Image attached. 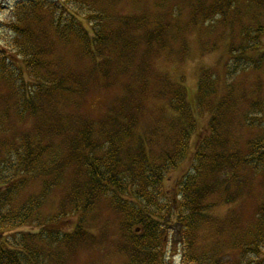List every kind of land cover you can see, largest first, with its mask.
Instances as JSON below:
<instances>
[{"label":"trees","instance_id":"16d2710c","mask_svg":"<svg viewBox=\"0 0 264 264\" xmlns=\"http://www.w3.org/2000/svg\"><path fill=\"white\" fill-rule=\"evenodd\" d=\"M14 1L10 19L1 22L0 27L1 33H5L0 39V86L10 89L11 99L15 103L14 111L20 120L28 114L38 118L42 101L54 108L60 107L63 105V97L71 102V97L82 95V87H86L84 81L76 86L74 82L69 85V77L55 78L43 63L42 57L46 50L42 44L46 34L43 29L45 26L53 30L62 41L76 40L84 56L93 62L92 71L107 78L113 75L114 69H119L118 73H126L125 77L131 69L145 70L142 65L144 62L138 59V52L143 49L145 51L142 52L151 54L156 50L151 44L154 42L156 47L161 46L157 42L161 39L163 44L164 34L174 25L164 22L160 12L158 16L156 14L157 20H153L146 12L148 16L143 14L134 19H118L119 24L114 28L115 19H111L92 0ZM250 1L246 8L247 14L244 13L248 22L242 32L244 44L234 50L232 68L238 72L256 70L264 63V23L256 22V4H261L264 12V0ZM233 2L236 4V0ZM261 19L264 20V16ZM128 26H136L138 30V34L133 36V43L125 39ZM118 48L125 53L118 59L120 64L110 58L113 57L112 51L116 53ZM246 52L256 53L257 59L244 58ZM130 53L132 57L121 61ZM124 64L129 66L124 68ZM146 79H140L138 88L127 85L126 97L132 92L140 93L147 83ZM205 83L201 78L198 90L206 97H211L215 94L214 86ZM166 86H171L169 107L161 108L160 111L166 109L165 113L170 118L157 117L156 129L159 132L155 129V136H164L163 139L170 142V147L164 149L161 145L157 146V155L153 153L156 149L144 153L150 160L155 157L159 159L160 162H154L153 166L145 163L137 170L130 171L121 167L120 160L129 157L132 151L130 148L124 149L122 143L133 138L140 139V134L131 133V123L125 112L122 116L117 114L113 119L114 107L103 119H86L79 115L60 118L56 126H49V134L63 136L64 141L58 139V135L44 137L40 132H32L17 138L13 143L17 147L7 150L9 144L1 142L0 137V264H40L39 259L44 250H38L35 245H48L63 233V229L55 228L54 224L62 217L73 216L76 212L85 216L82 210L99 204L102 202L100 200L111 202L115 211L131 220L130 226H141V234L131 235L135 251L131 264H166L167 253L161 248L164 243H171L172 240L182 252L181 264H264V203L260 204L261 208L253 222L249 221L246 231L242 234L231 231L227 252L223 256L213 249H206L205 245L209 241L207 230L202 236L199 232L212 223L208 214L212 207L204 205L207 200L204 196L207 197L208 192H213V196L218 187L225 184L226 197L239 185L238 180L242 177L240 170L250 172L254 181L260 176L264 177V124L256 121L260 109H254L255 105H252V115L245 120L248 129L256 131L247 144L245 156L240 153L225 155L215 151L208 160L202 151L212 149L213 142L208 141L203 149V140L201 148L195 153L193 172L184 177L177 188L178 203L175 200L163 202L164 181L187 158L190 133L198 128L194 108L187 99L186 87L180 82L171 84L169 81ZM125 104L124 109H130L129 104ZM9 117L6 108L0 107V129ZM47 120H50V116ZM110 120H114L113 126L105 124ZM39 124L48 126L44 121ZM60 147L64 150L61 158ZM145 155L142 157L146 158ZM71 161L78 164L74 168L81 171V178L72 189L70 200H66L63 205L68 208L62 209L57 218L51 216L47 223L42 222V209L62 175L59 171L63 165H71ZM29 179L40 181L43 195L40 198H27L20 204L21 192ZM247 188L245 190L253 191L251 186ZM123 195L133 198L132 202L138 208L129 212L130 199H125ZM138 202L144 206L141 207ZM82 225L80 221L78 231ZM27 226L32 231L36 227H40V230L38 233L20 234V228ZM43 226L44 229L48 227L47 233L42 230ZM42 231L45 234L39 235ZM216 247L221 250L220 245Z\"/></svg>","mask_w":264,"mask_h":264},{"label":"rangeland","instance_id":"374dc122","mask_svg":"<svg viewBox=\"0 0 264 264\" xmlns=\"http://www.w3.org/2000/svg\"><path fill=\"white\" fill-rule=\"evenodd\" d=\"M92 1L111 19H115L114 28L119 24L118 19L122 21L149 14L153 20H157L156 14L158 16L160 12L164 16L162 19L164 22H171L178 29L173 25L164 34V43L162 44L161 39L157 42L164 47H156L157 44L153 42L151 47L156 50H153L151 54L142 52L145 51L143 49L138 52V59L144 62L142 65L145 70L132 71L131 69L125 77L126 73L121 74L118 73L119 69H114L113 75L106 78L92 71L93 62L84 56L76 40L62 41L53 30L49 27L46 29L45 26L43 29L46 30V34H43L42 44L46 50L42 57L43 63L53 72L55 78L69 77V85L75 83L76 86L84 81L86 87H82L84 89L82 95L71 97V102L67 100V97H63L61 99L63 105L60 107L54 108L48 102L42 101L38 118L28 114L25 119L20 120L17 112L14 111L15 103L14 99H11L10 89L0 86V107L6 108L10 116L8 121L1 125V142L8 143L7 150H10L17 147L13 144L17 138H22L27 133L40 132L42 136L45 135L44 137L57 136L58 134H49L51 131L49 126H56L60 118L67 115L74 117L79 115L86 119H103L114 107L116 109L112 111L113 119L117 114L122 116L125 112L131 123V133L140 134V139L133 138L122 143L124 149L130 148L132 151L129 157L120 160L121 167L130 171L137 170L145 163L153 166L154 162H160L159 159L155 157L150 160L144 153L148 154L160 145L164 149L170 147V142L163 139L164 136H155V129L158 126L156 119L159 115L170 118L165 113L166 109L160 111L161 108L169 107L171 86L166 85L168 81L171 84L180 82L186 87L187 99L194 108L198 128L194 133H190V149L187 158L177 169L171 171L164 181L165 198L162 201L175 200L178 203L179 189L177 188L182 179L193 172L195 153L201 148L203 140V149L208 141L213 142L212 149L202 151L208 160L215 151L225 155L240 153L245 156L247 144L256 133L248 129L245 121L246 117L252 115V105H255L254 109H260L256 115L258 117L256 121L264 124V63L256 70L251 69L246 72H238L232 68L234 50L240 49L244 44L242 32L248 26L244 13L247 14L246 8L251 1L236 0V4L233 0ZM14 3V0H0V27L1 22L10 19ZM263 13L261 4H256V22L264 23L261 19L264 16ZM176 15L179 16L175 17ZM125 33L127 42L133 43V36L138 34V30L136 26H128ZM4 36L5 33H1L0 30V39ZM122 55L124 56L125 53L118 48L116 53L112 51L113 57L110 58L120 64L118 59L122 58ZM129 57H132V53L121 61L128 60ZM243 57L257 59L258 55L254 52H246ZM126 66L129 65H123L124 68ZM145 77L147 83L144 84L145 87L140 93L132 92L126 97V86L132 85L138 88L141 84L140 79ZM201 78L208 85L214 86L216 95L206 97L203 92H199ZM125 103L129 104L130 109H124ZM122 104L125 105L121 106ZM9 107L10 109H7ZM48 116L50 120H47ZM43 121L48 126L39 124ZM105 124L113 126L114 120L106 121ZM263 126L260 125V127ZM58 136V139L64 141L63 136ZM60 149L62 150L61 158L64 150L63 147ZM153 153L157 155L159 151L156 149ZM143 155L146 158H143ZM70 164L63 165L59 171L62 175L58 186L50 191L48 203L42 209V222L47 223L52 217L57 218L62 209L68 208L63 205L66 200H70V193L81 178V171L76 170L78 167L76 161H71ZM240 174L242 177L238 180L239 185L226 197H224L225 184L218 187L215 195L211 196L213 192H208V196H204V199L207 198L204 205L212 207L208 213L212 223L199 231L200 236L207 230L209 241L205 248L213 249L221 256L227 252L231 231H235L236 234L246 231L249 221L253 222L261 208L260 204L264 203V186H262L264 177L260 176L254 181L250 172L240 170ZM248 186H251L253 191L245 190ZM42 195L43 188L40 181L29 179L21 192L19 203L22 204L27 198H40ZM123 197L130 199L129 212L138 208L133 204V198L126 195ZM228 199H231L229 203ZM100 201L102 202L99 204L83 209L82 214L85 216H80L76 212L73 216L59 218L60 220L54 225L55 228L63 229L62 235L48 245L46 243L35 245L38 250H44L39 259L40 264H131V259L135 255L131 235L141 234V226L138 224L130 226L131 220L124 218L123 213L115 211L111 202ZM138 204L141 207L144 206L141 202ZM80 221L83 225L78 231L77 226ZM47 228L44 229L43 226L42 230L46 232ZM39 230L40 227L32 231L31 227L27 226L20 228L19 232L29 234L30 232L38 233ZM43 231L39 235L45 234ZM10 238H12L11 234ZM10 242L13 243V241ZM216 245H220L221 250ZM161 249L167 253L166 264H181L182 252L173 240L171 243H164Z\"/></svg>","mask_w":264,"mask_h":264}]
</instances>
